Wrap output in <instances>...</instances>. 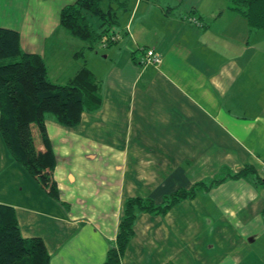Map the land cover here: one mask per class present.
<instances>
[{
	"label": "crops",
	"instance_id": "1",
	"mask_svg": "<svg viewBox=\"0 0 264 264\" xmlns=\"http://www.w3.org/2000/svg\"><path fill=\"white\" fill-rule=\"evenodd\" d=\"M75 1L0 0V26L43 56L53 82L86 65L102 94L76 126L47 115L58 197L0 131V204L22 235L44 240L50 264H102L127 197L161 204L196 187L165 213L137 214L121 264H264V29L228 0H102L121 38L90 48L60 24ZM148 50L161 61L146 62ZM246 165L262 181L233 176Z\"/></svg>",
	"mask_w": 264,
	"mask_h": 264
},
{
	"label": "trees",
	"instance_id": "2",
	"mask_svg": "<svg viewBox=\"0 0 264 264\" xmlns=\"http://www.w3.org/2000/svg\"><path fill=\"white\" fill-rule=\"evenodd\" d=\"M228 1L247 20L250 30L264 29V0ZM118 22L116 8L110 4L104 10L102 0H76L60 13V24L90 48L103 41L108 42L107 46L115 43L110 37ZM101 104L100 81L88 66H82L67 83L53 82L43 56L25 51L19 32L0 26V131L10 152L50 194L59 196L53 176L57 156L47 131V115H53L63 125L76 126L84 111L98 110ZM251 173L255 180L262 181L251 165L233 176L247 177ZM220 180L215 179L210 185L200 182L197 186L208 188ZM195 192L196 187L179 189L165 196L161 204L151 197H127L116 242L109 247L102 264H121L139 212L165 213ZM50 261L44 240L24 237L14 207L0 204V264H50Z\"/></svg>",
	"mask_w": 264,
	"mask_h": 264
},
{
	"label": "built area",
	"instance_id": "3",
	"mask_svg": "<svg viewBox=\"0 0 264 264\" xmlns=\"http://www.w3.org/2000/svg\"><path fill=\"white\" fill-rule=\"evenodd\" d=\"M197 22V20H196ZM121 38V34L119 32H115L114 34L111 35L110 37V41H117L118 39ZM102 45L104 47H106L108 45V42L107 41H103L102 42ZM145 61L146 62H149V63H159L161 61V56L158 52H155L153 50H148L146 52V55L144 57Z\"/></svg>",
	"mask_w": 264,
	"mask_h": 264
},
{
	"label": "rangeland",
	"instance_id": "4",
	"mask_svg": "<svg viewBox=\"0 0 264 264\" xmlns=\"http://www.w3.org/2000/svg\"><path fill=\"white\" fill-rule=\"evenodd\" d=\"M254 41L256 42V43H259L260 42V44H263L264 43V39L262 38V35H260V36H258V37H256V38H254ZM100 51H101V49H99Z\"/></svg>",
	"mask_w": 264,
	"mask_h": 264
}]
</instances>
